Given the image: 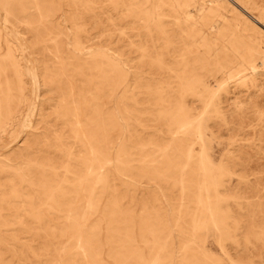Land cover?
<instances>
[{"label": "rangeland", "instance_id": "1", "mask_svg": "<svg viewBox=\"0 0 264 264\" xmlns=\"http://www.w3.org/2000/svg\"><path fill=\"white\" fill-rule=\"evenodd\" d=\"M0 264H264V0H0Z\"/></svg>", "mask_w": 264, "mask_h": 264}, {"label": "bare ground", "instance_id": "2", "mask_svg": "<svg viewBox=\"0 0 264 264\" xmlns=\"http://www.w3.org/2000/svg\"><path fill=\"white\" fill-rule=\"evenodd\" d=\"M5 36H7V35H5ZM17 38V37H16ZM17 43V42H16ZM20 45V44H19ZM18 45V46H19ZM23 57V56H22ZM108 60V59H107ZM26 62V61H25ZM25 64V63H24ZM25 70H26V68H25ZM28 70V69H27ZM32 79V78H31ZM33 81V80H32ZM34 92V91H33ZM32 98H34V97H32ZM32 98H30V99H32ZM32 101V102H31ZM30 102V105H29V107H28V109H29V113H27V115H25V118L23 119V121H22V125L21 126H23V128H25L26 129V126L27 127H29L28 126V124H29V122H30V117H31V113L33 112V108H34V105H35V103H34V101H33V99L31 100ZM22 102H23V100H22ZM181 118V117H180ZM7 126V125H6ZM18 126V125H17ZM197 128V127H196ZM23 130V129H22ZM19 133V132H18ZM22 134V133H21ZM1 137H3V136H1ZM4 148V147H3ZM203 157V156H202ZM204 162H206V161H204ZM100 163V162H99ZM205 166V165H204ZM205 168V167H204ZM206 169V168H205ZM207 170V169H206ZM88 176V175H87ZM206 176V175H205ZM204 184V183H203ZM158 259V258H157Z\"/></svg>", "mask_w": 264, "mask_h": 264}]
</instances>
